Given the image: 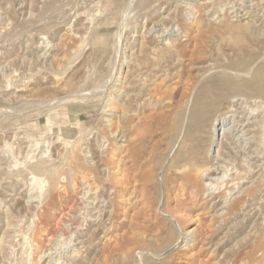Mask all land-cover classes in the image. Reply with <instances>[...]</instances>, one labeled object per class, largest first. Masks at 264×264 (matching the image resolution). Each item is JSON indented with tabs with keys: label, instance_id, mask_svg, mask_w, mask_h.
<instances>
[{
	"label": "rangeland",
	"instance_id": "obj_1",
	"mask_svg": "<svg viewBox=\"0 0 264 264\" xmlns=\"http://www.w3.org/2000/svg\"><path fill=\"white\" fill-rule=\"evenodd\" d=\"M263 82L264 0H0V264H264Z\"/></svg>",
	"mask_w": 264,
	"mask_h": 264
},
{
	"label": "bare ground",
	"instance_id": "obj_2",
	"mask_svg": "<svg viewBox=\"0 0 264 264\" xmlns=\"http://www.w3.org/2000/svg\"><path fill=\"white\" fill-rule=\"evenodd\" d=\"M115 56V55H114ZM224 69V68H223ZM222 69V70H223ZM227 69V68H226ZM225 69V70H226ZM229 72H230V69H228ZM219 71V70H218ZM225 72V71H224ZM241 72V71H240ZM247 73V71H244ZM228 74V73H227ZM234 74V73H233ZM236 74V73H235ZM238 74V73H237ZM236 74V75H237ZM251 74V73H250ZM214 75V74H213ZM239 75V74H238ZM255 75H258V74H255ZM254 75V76H255ZM216 76V75H215ZM221 76V75H220ZM239 76H242V75H239ZM225 77V76H224ZM250 77V76H249ZM259 77V76H258ZM217 78V77H216ZM260 79V77H259ZM258 82V81H257ZM262 82V81H261ZM264 83V82H263ZM229 85V84H228ZM101 87V86H100ZM223 87V83H218L216 84V89H221ZM264 87V85L262 86ZM260 88V87H259ZM260 90V89H259ZM254 91V90H253ZM263 91V90H262ZM259 93V92H258ZM204 101V99L202 97H199L198 100H197V104L200 105L202 102ZM197 105V106H198ZM205 116V115H204ZM204 116H203V119L202 121H198L196 127H195V131L196 133H200V131L207 127L209 130H211L214 126V119H210L208 120L207 123H205L204 121H206V118L204 119ZM204 120V121H203ZM204 122L205 125L202 123ZM243 129V128H242ZM183 134V133H182ZM202 141L201 137L200 136H197V137H194L192 140H188L190 141L189 143V146H187V148L182 147V149H179L178 151V154H177V158L178 159H181L183 160L182 162V166H188L189 168V171H186V173L184 174V178H186L187 180H192L193 178L199 176L197 175L196 171H197V167L201 166L204 164L203 160L200 159L199 157V149H200V146H198V142L199 141ZM216 156V155H215ZM217 158V157H216ZM175 161V160H174ZM214 161V160H213ZM215 162L214 163H211L209 165V167H206L207 169V177L208 175H213V174H216L217 173V169L215 168L214 166ZM178 166V165H177ZM201 168V167H200ZM203 168V167H202ZM202 170H205V169H202ZM185 172V171H184ZM204 172V171H202ZM225 173V172H224ZM224 173L223 175L221 176V178L224 177ZM199 174V173H198ZM204 175H205V172H204ZM201 178V177H200ZM36 179V178H35ZM212 179V178H210ZM34 180V179H33ZM37 180V179H36ZM37 183V182H36ZM212 184V183H211ZM213 185V184H212ZM229 210V209H228Z\"/></svg>",
	"mask_w": 264,
	"mask_h": 264
}]
</instances>
